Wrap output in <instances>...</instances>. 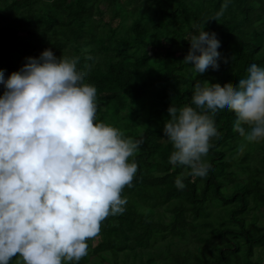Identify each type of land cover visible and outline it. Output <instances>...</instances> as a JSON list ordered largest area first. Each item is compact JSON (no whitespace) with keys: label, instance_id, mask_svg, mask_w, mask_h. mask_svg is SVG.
<instances>
[{"label":"trees","instance_id":"16d2710c","mask_svg":"<svg viewBox=\"0 0 264 264\" xmlns=\"http://www.w3.org/2000/svg\"><path fill=\"white\" fill-rule=\"evenodd\" d=\"M225 3L232 7L224 22L209 18ZM204 26L223 44L220 72L195 73L183 61L188 38ZM47 47L80 57L97 88L98 119L143 140L138 171L122 192L125 211L102 221L99 242L89 238L88 254L75 264H91V256L94 264L116 257L121 264H261L264 140L247 141L234 127L235 112H222L206 159L211 171L193 180L191 170L170 162L163 125L170 104L191 102L197 79L227 88L251 63L264 65V0H0L5 76ZM182 174L185 188L175 183Z\"/></svg>","mask_w":264,"mask_h":264},{"label":"clouds","instance_id":"9594fccd","mask_svg":"<svg viewBox=\"0 0 264 264\" xmlns=\"http://www.w3.org/2000/svg\"><path fill=\"white\" fill-rule=\"evenodd\" d=\"M231 7L209 18L224 22ZM188 39L183 61L195 73L220 72V37L204 26ZM79 60L47 47L7 76L0 69V264L17 255L23 264H75L102 221L125 211L122 192L138 171L143 140L97 118V88ZM246 71L227 88L197 79L190 103L168 107L169 160L191 170L193 180L211 171L206 159L222 112H235L234 127L247 141L264 140V65ZM175 183L185 188L184 175Z\"/></svg>","mask_w":264,"mask_h":264},{"label":"rangeland","instance_id":"374dc122","mask_svg":"<svg viewBox=\"0 0 264 264\" xmlns=\"http://www.w3.org/2000/svg\"><path fill=\"white\" fill-rule=\"evenodd\" d=\"M116 21H117V19L114 20V23H116ZM99 240H100L99 237L93 238V246L96 245L99 242ZM90 258H91L90 263L94 264L96 259L93 256H91ZM121 259H122V257H118V258L116 257L115 264H121ZM261 264H264V259L261 260Z\"/></svg>","mask_w":264,"mask_h":264}]
</instances>
